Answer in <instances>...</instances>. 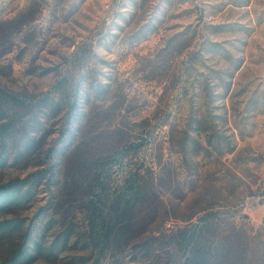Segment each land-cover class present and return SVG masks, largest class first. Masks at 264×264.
<instances>
[{
  "label": "rangeland",
  "instance_id": "1",
  "mask_svg": "<svg viewBox=\"0 0 264 264\" xmlns=\"http://www.w3.org/2000/svg\"><path fill=\"white\" fill-rule=\"evenodd\" d=\"M130 168L156 193L107 244ZM6 185L0 264H179L216 212L264 264V0H0Z\"/></svg>",
  "mask_w": 264,
  "mask_h": 264
},
{
  "label": "trees",
  "instance_id": "2",
  "mask_svg": "<svg viewBox=\"0 0 264 264\" xmlns=\"http://www.w3.org/2000/svg\"><path fill=\"white\" fill-rule=\"evenodd\" d=\"M133 151L136 154L137 149L133 148ZM148 169L147 174H141L137 168H130L124 186L108 202V209L114 214L115 220L112 223L100 221L105 243L120 241L124 232L131 226L130 218L122 220V217L125 214H134L146 194L155 195L154 185L157 177L154 172H150V168ZM17 186H1L0 199L7 194H13L11 191H15ZM100 187L101 184L96 185V189L99 190ZM106 187L104 184L103 193L107 191ZM226 220L227 218L219 216L217 212L213 216L207 214L200 216L192 226L181 229L173 235L169 247L182 251L179 264H246L249 253L239 238L240 227ZM24 252V246L21 245L1 264H16L23 257Z\"/></svg>",
  "mask_w": 264,
  "mask_h": 264
}]
</instances>
